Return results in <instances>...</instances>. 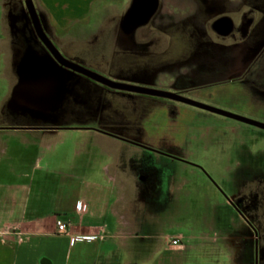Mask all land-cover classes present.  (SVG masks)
<instances>
[{"label":"crops","instance_id":"crops-1","mask_svg":"<svg viewBox=\"0 0 264 264\" xmlns=\"http://www.w3.org/2000/svg\"><path fill=\"white\" fill-rule=\"evenodd\" d=\"M31 1L44 35L65 60L81 67L78 62L90 66L101 60L107 66L116 51L131 56L132 75L108 80L114 83L133 82L134 87L187 98L188 92L234 83L255 58L260 56L264 60V0H228L234 5L223 14L222 0L212 1L211 6L203 5L208 25L194 27L191 32L177 30L178 35L185 33L191 37L192 45L185 46L181 59L165 57L161 62L158 59L164 58L169 50L165 40L173 35L171 0H156V10L143 25L140 10L154 0H139L138 11L137 7L133 6L135 10L131 7L104 32L109 42L102 48L91 41V47L85 46L82 36L86 30L80 25L89 18L93 2L109 0ZM13 2L17 0L0 2V75L3 69L9 87L0 99V164H5L4 169L0 167V264H188L194 254L188 247L182 251L166 250L164 240H160L158 249L143 251L140 240L125 237V227L139 231L145 225L140 218L126 220L114 208L118 165L117 160H110L108 152L106 160L95 162L87 151L82 154L79 149L73 150L72 143L46 140L57 131L69 130L96 135L115 148L123 141L112 130L117 136L100 134L99 128L85 123L83 118L77 122L79 113L74 108L69 110L66 124L57 121L61 116V99L65 95L77 97L70 96L72 90L63 91L62 82L83 78L59 68L49 55L41 59L30 53L26 27L14 29L2 23L3 17L9 21L18 17L7 9ZM223 18L228 21L225 26ZM9 34L13 39L7 40ZM231 36L234 39L227 41ZM250 36L252 39L243 50L244 64L234 68L229 62L235 59L236 45L225 49L221 45L247 41ZM262 65L260 68L264 69ZM117 68L124 72L130 66L121 62ZM91 72L107 80L100 71ZM260 75L256 74L255 82L264 81V72ZM141 95L161 109L178 103ZM7 135L15 139L6 138ZM56 218L68 223L71 235L80 238L75 246H70L68 237L55 233ZM138 237L155 236L146 233Z\"/></svg>","mask_w":264,"mask_h":264},{"label":"rangeland","instance_id":"rangeland-1","mask_svg":"<svg viewBox=\"0 0 264 264\" xmlns=\"http://www.w3.org/2000/svg\"><path fill=\"white\" fill-rule=\"evenodd\" d=\"M171 1L173 35L167 36L165 42L169 50L159 62L165 57L174 61L182 58L185 46L190 48L192 41L185 33L178 35V31L191 32L194 27L207 26L202 6H211L214 0ZM224 1L220 3L222 14L224 9L228 11L234 5ZM135 3V0L93 2L89 18L80 25L86 30L82 36L85 46L91 45L89 41L101 48L107 45L109 41L106 42L104 32L113 26L117 17L131 11ZM7 9L18 17L11 21L3 17L2 23L14 29L26 27L30 53L41 59L49 55L62 68L35 34L25 0H17ZM7 38L13 39L12 34ZM232 39L231 36L227 41ZM251 39L250 36L247 41L220 44L223 49L236 45L235 59L229 62L234 68L244 64V48ZM115 53L107 66L101 60L90 66L78 63L89 71H100L107 80L131 76L133 58ZM121 62L130 68L123 72L117 68ZM262 64L263 57L258 56L246 68L247 74L253 76L244 72L234 83L207 86L188 92L186 97L263 127L175 100L171 101L178 103L161 109L149 104L139 96L141 93L112 88L74 73L83 79L62 82V88L72 90L70 96L76 94L77 97L65 95L61 99V116L57 121L66 124L70 119L69 110L74 108L79 113L77 122L83 118L85 123L99 128L100 134L118 135L123 141L115 148L96 135L69 130L57 131L46 140L72 143L73 150L79 149L82 154L87 151V156L95 162L106 160V152L110 160H117L114 208L126 220L140 218L144 223L139 231L132 226L124 228L125 237L140 240L143 251L158 249L162 244L160 240H164L166 250L182 251L186 247L192 250L193 259L188 264H264V81H254L256 74L264 72L260 68ZM1 73L0 99L9 91L3 69ZM126 84L134 85L133 82ZM6 138L15 139L11 135ZM92 150L93 153L89 152ZM4 166L0 164L2 169ZM146 233L155 236L154 239H139L138 236ZM172 238L179 239V246L170 245Z\"/></svg>","mask_w":264,"mask_h":264},{"label":"water","instance_id":"water-1","mask_svg":"<svg viewBox=\"0 0 264 264\" xmlns=\"http://www.w3.org/2000/svg\"><path fill=\"white\" fill-rule=\"evenodd\" d=\"M135 4L134 6L137 7V11L139 10V7L141 6V4L139 3V0H135ZM142 2V1H141ZM25 4H27L28 6V10L31 13V15L34 17L35 23H36V28L38 29V33L41 35V38L44 41V45L47 47V49L49 50L51 56L54 58V60L57 62L58 65H60L63 69H67L73 73L82 75L86 78H89L91 80H94L96 82L102 83L106 86L112 87V88H116V89H124V90H129V91H134L137 93H142V94H146V95H151V96H158V97H162V98H167L170 100H175V101H179L182 102L184 104H188L209 112H212L214 114H218V115H222L225 117H229L232 119H236V120H240L242 122H246V123H250V124H254L257 126H261L263 127V125L256 123L254 121L245 119L243 117L237 116V115H233L224 111H221L219 109L189 100L187 98H184L182 96L176 95L174 93H169V92H161V91H155V90H148V89H143V88H138V87H134V86H129V85H124V84H119V83H114L111 81H108L104 78H102L101 76L95 74L94 72H91L87 69H85L84 67L78 66L74 63H71L67 60H65L64 58H62V56L53 48V46L50 44V42L47 40L46 36L44 35L40 23L37 19V16L34 12V9L32 7L31 1L30 0H25ZM29 4H31V9H29ZM143 5V3H142ZM135 7H133L132 9H136ZM156 10V0H154L151 4H147L144 9L140 10L142 13V19L140 22V25L145 24L149 18L152 16V14L154 13V11Z\"/></svg>","mask_w":264,"mask_h":264},{"label":"built area","instance_id":"built-area-1","mask_svg":"<svg viewBox=\"0 0 264 264\" xmlns=\"http://www.w3.org/2000/svg\"><path fill=\"white\" fill-rule=\"evenodd\" d=\"M69 224L64 222L62 219H59V218H56L55 220V228H56V231L55 233L57 235H60V236H66L69 238V243H70V246H75L76 245V242L80 239L78 237H74L71 235L70 231H69V228H68ZM180 244V241L178 238H172L170 240V245L171 246H179Z\"/></svg>","mask_w":264,"mask_h":264},{"label":"flooded vegetation","instance_id":"flooded-vegetation-1","mask_svg":"<svg viewBox=\"0 0 264 264\" xmlns=\"http://www.w3.org/2000/svg\"><path fill=\"white\" fill-rule=\"evenodd\" d=\"M226 1H228V0H226ZM226 1H224V3H227ZM32 4V3H31ZM32 7H33V4H32ZM33 9H34V7H33ZM26 11H27V13L28 14H30L31 15V13L29 12V10H28V6H27V4H26ZM224 11H226L225 9H224ZM34 12H35V9H34ZM36 14V13H35ZM36 16H37V14H36ZM31 17H32V22H33V29H34V32H35V34L37 35V37L39 38V40L41 41V43L42 44H44V41H43V39L41 38V35L38 33V29L36 28V23H35V20H34V17L31 15ZM37 19H38V16H37ZM38 21H39V19H38ZM227 19L226 18H223L222 19V23L224 24V26L225 25H227ZM40 23V22H39ZM41 26V25H40ZM41 29H42V27H41ZM43 31V30H42ZM44 33V32H43ZM121 93H124V92H121ZM135 95H137V94H135ZM139 96H142V95H139ZM234 207V209L237 211V213L240 215V212L236 209V207L235 206H233Z\"/></svg>","mask_w":264,"mask_h":264}]
</instances>
